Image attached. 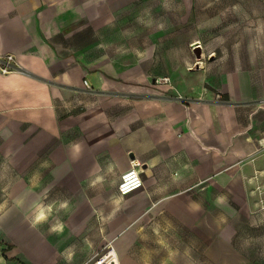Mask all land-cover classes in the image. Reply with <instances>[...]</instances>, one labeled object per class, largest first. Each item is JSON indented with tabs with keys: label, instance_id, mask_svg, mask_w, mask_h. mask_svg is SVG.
Listing matches in <instances>:
<instances>
[{
	"label": "crops",
	"instance_id": "crops-1",
	"mask_svg": "<svg viewBox=\"0 0 264 264\" xmlns=\"http://www.w3.org/2000/svg\"><path fill=\"white\" fill-rule=\"evenodd\" d=\"M106 1L0 0V54L21 67L0 72V150L23 173L13 192L36 204L18 219L25 232L9 249L0 243V264H85L104 232L90 222L117 197L140 194L156 218L189 226L204 205H223L225 190L258 185L263 96L234 72L179 99L101 34L111 27ZM132 159L144 186L121 197L112 187Z\"/></svg>",
	"mask_w": 264,
	"mask_h": 264
},
{
	"label": "rangeland",
	"instance_id": "rangeland-1",
	"mask_svg": "<svg viewBox=\"0 0 264 264\" xmlns=\"http://www.w3.org/2000/svg\"><path fill=\"white\" fill-rule=\"evenodd\" d=\"M106 3L111 27L100 28L101 34L111 37L112 47L137 55L128 54L129 65L153 71L156 81L168 82L178 97L213 88L235 72L264 98V0ZM102 18H93L97 26ZM2 150L0 243L9 249L11 239L25 232L18 219L36 204L25 202L23 189L13 192L23 173L13 170ZM260 175L258 185L245 193L225 190L223 205H204L203 217L189 226L164 214L156 218L155 207L140 194L114 198L106 218L90 222L97 233L104 229L90 259L116 248L122 264H264V168ZM51 206L55 216L58 205Z\"/></svg>",
	"mask_w": 264,
	"mask_h": 264
},
{
	"label": "built area",
	"instance_id": "built-area-1",
	"mask_svg": "<svg viewBox=\"0 0 264 264\" xmlns=\"http://www.w3.org/2000/svg\"><path fill=\"white\" fill-rule=\"evenodd\" d=\"M21 67L14 54H0V72L9 74L13 71L19 70ZM85 85L90 87L88 81L85 80ZM179 99L188 100L187 97L179 96ZM141 162L137 159H132L131 167L126 172L122 173L117 185L118 194L125 197L144 186V178L141 172ZM117 257L112 254L110 248L104 254H96L92 259L85 264H117Z\"/></svg>",
	"mask_w": 264,
	"mask_h": 264
},
{
	"label": "bare ground",
	"instance_id": "bare-ground-1",
	"mask_svg": "<svg viewBox=\"0 0 264 264\" xmlns=\"http://www.w3.org/2000/svg\"><path fill=\"white\" fill-rule=\"evenodd\" d=\"M199 62V61H198ZM202 67V66H201ZM42 215H44V214H42ZM39 216H41V214H39ZM112 254L113 255H115V257H117L116 258V260H117V264H120V261H119V258H118V255H117V252H116V250L113 248L112 249Z\"/></svg>",
	"mask_w": 264,
	"mask_h": 264
}]
</instances>
